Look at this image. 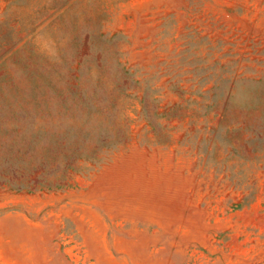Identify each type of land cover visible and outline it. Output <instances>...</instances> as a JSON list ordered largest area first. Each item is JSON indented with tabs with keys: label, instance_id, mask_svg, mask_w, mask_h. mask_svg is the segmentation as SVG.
<instances>
[{
	"label": "rangeland",
	"instance_id": "obj_1",
	"mask_svg": "<svg viewBox=\"0 0 264 264\" xmlns=\"http://www.w3.org/2000/svg\"><path fill=\"white\" fill-rule=\"evenodd\" d=\"M0 264H264V0H0Z\"/></svg>",
	"mask_w": 264,
	"mask_h": 264
}]
</instances>
